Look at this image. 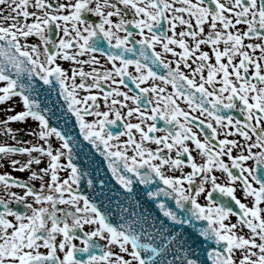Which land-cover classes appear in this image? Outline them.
<instances>
[{
  "label": "snow or ice",
  "instance_id": "obj_1",
  "mask_svg": "<svg viewBox=\"0 0 264 264\" xmlns=\"http://www.w3.org/2000/svg\"><path fill=\"white\" fill-rule=\"evenodd\" d=\"M0 5V264H264V0Z\"/></svg>",
  "mask_w": 264,
  "mask_h": 264
},
{
  "label": "water",
  "instance_id": "obj_2",
  "mask_svg": "<svg viewBox=\"0 0 264 264\" xmlns=\"http://www.w3.org/2000/svg\"><path fill=\"white\" fill-rule=\"evenodd\" d=\"M36 79L38 80V78H36ZM126 82H127V80H126ZM39 83L42 84V82H39ZM130 87H132V85H130ZM53 98H55V93H53ZM58 115H59V113H58ZM74 122H75V118L73 116L71 118V122L67 125V128L71 130L70 133H69L70 135L71 134H75V135L78 136L79 135L78 126L75 127V128H73V126H72L74 124ZM53 123H55V121H53ZM112 128L115 129V126H112ZM81 140H82V137H81ZM84 144H85V151L89 152V156H93V155H95L97 157L99 156V153H95L94 149L90 150V146L88 145V142L85 141ZM80 159H81V161L87 163V158L83 156V153L80 154Z\"/></svg>",
  "mask_w": 264,
  "mask_h": 264
},
{
  "label": "flooded vegetation",
  "instance_id": "obj_3",
  "mask_svg": "<svg viewBox=\"0 0 264 264\" xmlns=\"http://www.w3.org/2000/svg\"><path fill=\"white\" fill-rule=\"evenodd\" d=\"M130 28H131V30L132 31H134V32H136V31H138L137 29H135L134 28V26H130ZM137 38H139V37H137ZM157 50H159V48H157ZM133 68V67H132ZM133 70H134V68H133ZM130 71H132V70H130ZM133 73H134V71H133ZM135 74V73H134ZM169 88H170V86H169ZM103 105V104H102ZM182 106L183 107H186V105L185 104H182ZM89 119H91V117H89ZM157 127H164V121L163 120H158L157 121ZM158 134H163V133H158ZM154 147V146H153ZM237 195H239V191L237 192ZM233 219H235L234 217H233ZM76 243H80L79 241H76ZM41 250H44V249H41Z\"/></svg>",
  "mask_w": 264,
  "mask_h": 264
},
{
  "label": "rangeland",
  "instance_id": "obj_4",
  "mask_svg": "<svg viewBox=\"0 0 264 264\" xmlns=\"http://www.w3.org/2000/svg\"><path fill=\"white\" fill-rule=\"evenodd\" d=\"M0 7H3V5H0ZM86 70H87V67H86ZM130 70L134 71L133 68H132V66H130ZM101 107H103L102 104H101ZM33 126H35V125H33ZM0 139H2V137H0ZM24 139H32V138H31V137H27V136H25ZM9 142H11V141H9ZM14 174H15V175H23V174H21V173H14ZM61 175L63 176L64 173L62 172ZM86 228H87V226H86Z\"/></svg>",
  "mask_w": 264,
  "mask_h": 264
},
{
  "label": "bare ground",
  "instance_id": "obj_5",
  "mask_svg": "<svg viewBox=\"0 0 264 264\" xmlns=\"http://www.w3.org/2000/svg\"><path fill=\"white\" fill-rule=\"evenodd\" d=\"M12 126H13V127H17V125H15V124H13Z\"/></svg>",
  "mask_w": 264,
  "mask_h": 264
}]
</instances>
